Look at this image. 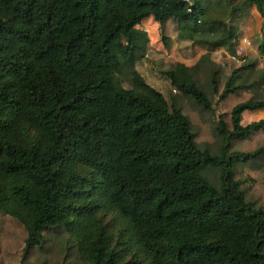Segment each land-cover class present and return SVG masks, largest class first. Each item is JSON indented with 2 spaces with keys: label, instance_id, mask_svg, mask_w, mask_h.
<instances>
[{
  "label": "trees",
  "instance_id": "16d2710c",
  "mask_svg": "<svg viewBox=\"0 0 264 264\" xmlns=\"http://www.w3.org/2000/svg\"><path fill=\"white\" fill-rule=\"evenodd\" d=\"M232 1L0 0V264H264V65L212 52L252 4L264 62V0ZM147 19L207 50L167 97Z\"/></svg>",
  "mask_w": 264,
  "mask_h": 264
},
{
  "label": "rangeland",
  "instance_id": "374dc122",
  "mask_svg": "<svg viewBox=\"0 0 264 264\" xmlns=\"http://www.w3.org/2000/svg\"><path fill=\"white\" fill-rule=\"evenodd\" d=\"M241 0H236V3L239 4ZM209 10L212 12L219 11L222 13L229 12L231 10V7L233 5L232 0H210L209 3ZM253 8L252 4H249L245 7V9L238 13L232 20V22L238 26L240 31V35H247L245 33V25L252 24L251 26L255 25V20L251 16L250 10ZM228 21V20H226ZM148 27V25H147ZM158 31L154 32V35L152 34L149 38V46L147 49V55L136 64V69L139 72V74L144 78V80L154 87L155 89L162 92L166 97L167 94L172 92L170 83L161 75L160 71L168 66L172 62H182L184 64H192V43L187 42L185 40H178L176 37V27L175 23L173 21L168 22L166 25V28L164 30L165 36H169L168 40V46L165 47L163 42L160 38V31L159 28H157ZM147 32V31H146ZM259 33L255 31L248 32V37L253 42V47L250 49H247L245 53L240 55V58H238V61H232L230 58H228L227 55L224 53H216L214 56L218 54L219 56V63L223 64L225 68L233 67L236 68L240 65L241 62H245L247 60H258L259 66H263L264 62L257 58V54L255 52V46L257 42L260 40V37L258 38ZM149 37V36H148ZM201 52V50L198 51V54ZM222 52V51H221ZM259 57V56H258ZM257 58V59H256ZM122 85L124 86H130L129 81L125 78H121ZM254 114V113H253ZM256 120L263 119L264 120V109L260 111V113H257ZM251 121V116L248 117V119H243L241 121L242 124H248Z\"/></svg>",
  "mask_w": 264,
  "mask_h": 264
},
{
  "label": "crops",
  "instance_id": "0c3cea01",
  "mask_svg": "<svg viewBox=\"0 0 264 264\" xmlns=\"http://www.w3.org/2000/svg\"><path fill=\"white\" fill-rule=\"evenodd\" d=\"M250 13H251V16L254 18L255 20V25L254 26H251L252 24H248L249 22H247V25H245L244 29H245V33H247V36H248V32H251V31H255V32H258L259 35H258V38L261 37V27H262V17L261 15L259 14V12L257 11L256 7L253 5V8L250 10ZM143 24V27H144V30L146 29L147 31V34L150 38V36L153 34L154 35V32L155 31H158L157 28H159V25L158 23L152 21L151 19H147V20H144L142 22ZM148 25V27H147ZM160 31V30H159ZM241 31V29H239V32ZM152 33V34H151ZM255 52L256 54L258 55V51H257V45L255 46ZM201 50V52L198 54V51ZM222 51V52H221ZM207 50L203 47V46H200V45H193L192 44V64L193 65L198 59L199 57L206 53ZM213 54H216V53H224L225 55L229 54L228 51L226 50L225 47H221V48H218V49H215L212 51ZM228 56V55H227ZM188 65V64H186ZM190 65V64H189ZM262 110V109H261ZM261 110H256V111H244L241 115V121H243V119H248L249 116H251V119L253 121H257L256 120V115L257 113H260ZM254 113V114H253ZM251 121V122H253Z\"/></svg>",
  "mask_w": 264,
  "mask_h": 264
},
{
  "label": "built area",
  "instance_id": "2783aa9c",
  "mask_svg": "<svg viewBox=\"0 0 264 264\" xmlns=\"http://www.w3.org/2000/svg\"><path fill=\"white\" fill-rule=\"evenodd\" d=\"M187 4H191L194 0H183ZM146 31V29H145ZM253 47V42L247 35H240L237 39V42L235 43V53L229 54L228 58H230L232 61H238V57L246 52L247 49H250Z\"/></svg>",
  "mask_w": 264,
  "mask_h": 264
}]
</instances>
